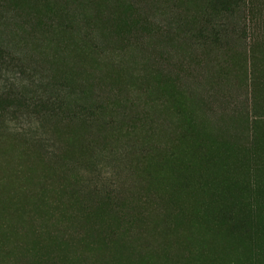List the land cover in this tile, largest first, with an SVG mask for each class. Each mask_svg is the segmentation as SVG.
<instances>
[{"label": "rangeland", "instance_id": "obj_1", "mask_svg": "<svg viewBox=\"0 0 264 264\" xmlns=\"http://www.w3.org/2000/svg\"><path fill=\"white\" fill-rule=\"evenodd\" d=\"M251 1L238 20L211 0H0V52L46 80L3 64L0 93L49 90L67 111L0 103V264H264Z\"/></svg>", "mask_w": 264, "mask_h": 264}, {"label": "trees", "instance_id": "obj_2", "mask_svg": "<svg viewBox=\"0 0 264 264\" xmlns=\"http://www.w3.org/2000/svg\"><path fill=\"white\" fill-rule=\"evenodd\" d=\"M212 5V6H211ZM217 5L219 8H217ZM252 1L251 0H211L210 7L213 9V11L221 12L223 11L228 15L230 19L237 17V13H240L241 11H244V8H247L248 11L251 10ZM216 7V9H215ZM238 20L241 18L237 17ZM244 20V19H242ZM241 20V21H242ZM238 22V23H241ZM214 26L221 27L223 26L220 22H215ZM204 35V33H203ZM18 60V61H17ZM24 60L18 59L13 54H7V56H4L0 52V67H3L5 64L9 67V70L13 71L17 76L23 77L26 75L25 82H27L29 87H42L43 85H46L44 82L46 80L43 79V77H40L39 75L35 74L33 71L22 68H16L15 64L18 62H23ZM53 90H56V92H60V90L65 91L66 89V83H60L59 85H53ZM5 93H0V100L1 104H3L7 110L12 113L15 116L17 115L18 111L20 110L23 112V114L27 115H41V112L44 111L47 114L50 112L52 113H60L64 114L67 111H65L63 106V101L61 99L60 95H55L52 93L50 94L49 90L41 93L36 94L33 93L30 96H24L20 93H17V89L15 87H11L10 85H7L4 89ZM2 96V97H1ZM89 111V110H88ZM73 112V109L70 111V114ZM36 113V114H35ZM90 113V120L92 122L96 121V115L94 112ZM14 122V121H13ZM238 223V225H235V229H242L244 228V220L241 217H235L232 216L229 220V223ZM243 223V224H240Z\"/></svg>", "mask_w": 264, "mask_h": 264}]
</instances>
